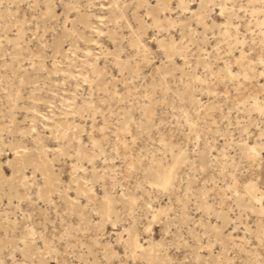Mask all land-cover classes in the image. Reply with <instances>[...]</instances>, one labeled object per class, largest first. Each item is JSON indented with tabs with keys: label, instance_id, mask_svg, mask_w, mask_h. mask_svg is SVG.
Listing matches in <instances>:
<instances>
[{
	"label": "snow or ice",
	"instance_id": "6c2138e0",
	"mask_svg": "<svg viewBox=\"0 0 264 264\" xmlns=\"http://www.w3.org/2000/svg\"><path fill=\"white\" fill-rule=\"evenodd\" d=\"M0 264H264V0H0Z\"/></svg>",
	"mask_w": 264,
	"mask_h": 264
},
{
	"label": "rangeland",
	"instance_id": "374dc122",
	"mask_svg": "<svg viewBox=\"0 0 264 264\" xmlns=\"http://www.w3.org/2000/svg\"><path fill=\"white\" fill-rule=\"evenodd\" d=\"M22 15H23V13H22ZM158 231V230H157Z\"/></svg>",
	"mask_w": 264,
	"mask_h": 264
}]
</instances>
